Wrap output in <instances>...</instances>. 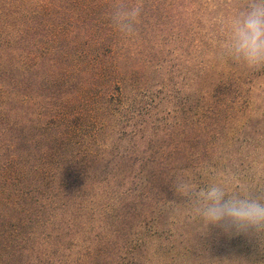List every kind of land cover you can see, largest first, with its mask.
Instances as JSON below:
<instances>
[{
  "label": "trees",
  "instance_id": "trees-1",
  "mask_svg": "<svg viewBox=\"0 0 264 264\" xmlns=\"http://www.w3.org/2000/svg\"><path fill=\"white\" fill-rule=\"evenodd\" d=\"M114 2L0 0V264H264L175 193L264 196V69L219 56L243 0H125L131 35Z\"/></svg>",
  "mask_w": 264,
  "mask_h": 264
},
{
  "label": "clouds",
  "instance_id": "clouds-1",
  "mask_svg": "<svg viewBox=\"0 0 264 264\" xmlns=\"http://www.w3.org/2000/svg\"><path fill=\"white\" fill-rule=\"evenodd\" d=\"M140 14L139 6L115 0L110 18L117 31L131 35ZM226 32L219 52L221 59L249 70L264 69V0H243L242 7L228 18ZM175 193L192 200L195 215L208 229L217 227L229 237L264 234V196H253L243 187L238 192H229L220 182H212L197 191L181 181Z\"/></svg>",
  "mask_w": 264,
  "mask_h": 264
},
{
  "label": "rangeland",
  "instance_id": "rangeland-1",
  "mask_svg": "<svg viewBox=\"0 0 264 264\" xmlns=\"http://www.w3.org/2000/svg\"><path fill=\"white\" fill-rule=\"evenodd\" d=\"M206 26L211 27L209 23H207ZM210 29H212V27ZM191 60L193 59L191 58ZM168 64H171V62H169ZM194 64L195 63L193 62H191L190 64H186L184 61V63H182V65L177 68L178 77L175 79V82L178 84V88L180 89V91L177 92L176 94V101L174 104L176 108V111H175L176 116L172 120L178 123H181L184 119L188 117V112H187L188 106H190L191 107L190 110L193 111V107L195 105L196 94H195V88H194V72L196 71L195 70L196 67ZM159 87L160 85L154 84V87H152V90H156ZM188 97H190L189 101L187 99ZM186 99H187V104H186ZM189 115L191 116L192 113H190ZM205 226L207 225L205 224Z\"/></svg>",
  "mask_w": 264,
  "mask_h": 264
}]
</instances>
